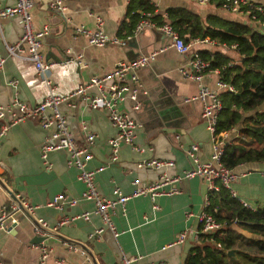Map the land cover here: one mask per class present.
<instances>
[{"label":"crops","instance_id":"obj_1","mask_svg":"<svg viewBox=\"0 0 264 264\" xmlns=\"http://www.w3.org/2000/svg\"><path fill=\"white\" fill-rule=\"evenodd\" d=\"M145 1L152 6L153 15L161 17L162 24L167 23L166 11L169 9L181 10L202 20L210 16L245 23L242 16L222 11L215 4L217 0L204 5L189 0ZM247 1L264 8V0ZM13 2L0 0V6ZM128 3L129 0H63L64 12L59 17L46 8V0H32L29 11L34 29L48 26L49 33L43 41L41 53L45 61L55 64L47 75L58 94H66L86 84L90 78L103 76L119 61L156 53L146 67L135 72V83L130 81V74H126V84L137 89L135 103L138 110H131L133 103L128 100L118 106L140 125L133 139V146L140 149L139 152L121 146L118 160L111 163L106 141L113 135V129L104 112L99 108L88 109L79 98L71 102L73 108L65 104L60 107L76 147L83 145L82 125L93 135L94 141L88 150L90 159L84 167L95 171L96 190L108 199L114 188L124 196L129 195L133 181H138L141 186L158 181L162 171L169 177H181L191 166L186 151L195 145L196 156L203 162L208 159L212 144L199 116V103L186 101L198 93V85L179 72L185 67L187 57L169 47L167 38L155 29L160 25L150 21V14L135 12L139 16L138 23L145 21L148 26L133 35L135 26L130 37L126 36L129 38L119 35L118 28L125 18ZM98 20L107 39H120L123 46L108 43L101 48L91 47L85 37L75 31L82 28L92 32ZM20 33L17 18L0 20V58L3 59L0 105L3 106L13 98L33 106L46 93L29 61L7 56L5 45L17 43ZM131 38L135 39L130 45L127 42ZM209 46L205 48H211L213 44ZM220 51L231 58L234 55L231 50ZM216 81L218 75L209 71L203 75L200 85L215 90ZM224 133L226 144L237 137L236 128ZM43 136L36 121L25 120L11 127L0 141V207L8 202L7 191L36 207L29 214L34 224L40 219L47 225L43 230L47 237L42 242L48 251L44 264H56V261L62 264H87V261L89 264H117L123 255L139 257L136 264H183L188 251L197 245L192 235L198 227L197 217L203 212L208 191L203 180L197 177L182 179L175 185L178 193L155 198L156 209H152L147 197L129 199L122 209L115 207L111 215L116 233L113 237L102 228L99 217L93 213V204L79 200L83 184L77 181L78 171L66 167L64 153H51L48 156L49 169L43 168L39 159ZM149 160L171 161L173 167L159 171L137 167L139 162ZM235 169L239 176L230 186L234 197L249 209L261 207L264 203V165L243 164ZM7 182H11L10 190L6 188ZM168 188L162 187V190ZM60 194L77 199L76 205L64 207L62 211L46 206ZM84 212L88 214L87 221L75 219ZM12 218L16 226L10 229V224L6 231L0 230L2 264H39V246L30 243L34 236L30 222L23 211L15 213ZM64 220L65 224L57 225ZM97 229H103L101 234L88 238ZM182 232L186 234L183 243L168 247ZM72 247L79 253L72 252Z\"/></svg>","mask_w":264,"mask_h":264},{"label":"built area","instance_id":"obj_2","mask_svg":"<svg viewBox=\"0 0 264 264\" xmlns=\"http://www.w3.org/2000/svg\"><path fill=\"white\" fill-rule=\"evenodd\" d=\"M189 1L199 5L213 2L212 0ZM220 3L221 8L225 10V12H233L237 15H241L244 20L249 23L255 21V17L251 14V10L253 12H261L260 5L250 3L247 0H220ZM31 6L32 0H14L10 5L0 6V20L17 18L21 28L17 43L12 46L5 45V51L8 57L23 58L31 63L38 79L44 85L46 93L41 101L33 106L22 103L16 98H13L4 106L0 105V141L14 125L25 120L36 121L44 134L42 143L39 147L41 165L45 170H48L50 166L48 163V156L55 152L64 153L66 167H74L78 171L76 176L77 181L83 184V191L79 200L93 204V213L99 217L102 228L108 230L113 237H116V233L111 222V215L115 207H120L122 209L129 199L147 197L151 203L152 209H156L154 204L155 198L159 195L171 196L178 193V189L175 185L179 184L182 179L200 178L206 183L208 191H216L215 182H218L229 191L232 197H234V193L231 191L229 185L236 181L239 173L236 169H227L221 164L220 158L223 153V146L226 143L224 140L226 138V133L215 134L217 117L221 110L219 93L222 91L234 93V89L230 85L221 83L219 79L215 82V90H209L200 85L203 75L210 70H208V63L203 61L198 55L199 53L196 47L205 44L206 39H192L188 42H183L168 23L155 28L167 38L170 48L177 54L187 57L185 67H181L179 72L184 78L192 80L198 85L197 96L186 101H197L200 105L199 116L204 122L205 130L209 133L212 141L211 152L208 159L203 162L199 161L196 156L197 147L193 145L186 151V156L191 166L187 171L182 173L181 177H169L162 171L158 181L145 186L139 185L138 181H133V189L129 195L124 196L118 189L114 188L111 191V198L108 199L101 196L96 190L94 180L95 171L86 170L84 167L85 162L90 159L88 150L94 141L93 135L88 133L86 128L82 125L83 145L81 147H76L73 143L66 117L61 113L60 107L65 104L73 108L71 102L79 98L81 99V104L88 109L96 110L99 108L104 112L109 125L113 129V135L106 141L111 163L118 160V153L121 146H127L139 152L140 149L133 146V139L140 125L123 111L119 110L118 106L128 100L133 103L131 110H138V106L135 103L137 89L130 88L126 84V74L129 73L130 81L135 83V72L146 67L148 63L154 59L156 53L142 54L132 61H119L111 71L103 76L90 78L86 84L66 94H58L55 92V87L47 75L55 64L45 61L41 53V47L45 37L49 33V29L46 25H43L39 29L33 28L31 16L29 14ZM46 8L61 17L64 12L63 0H46ZM100 26L101 22L98 20L96 28L92 32H88L82 28H78L75 31L79 35L85 37L88 45L91 47L101 48L108 43L123 46L124 43L116 39L108 40ZM145 26L147 27L148 23L140 21L136 25L133 35H136ZM261 29L264 30V22L261 24ZM2 64L3 59L0 58V68ZM79 65L82 66V63L79 62ZM211 72L218 75L216 70H212ZM137 167L151 171H159L162 169H170L173 167V164L171 161L160 162L157 160H149L139 162ZM167 186H169L167 190H162V187ZM6 188H11V182H7ZM15 199L19 202L20 207L10 199L0 207V230L2 231L9 229L10 227L8 228V226L10 224L16 223L12 217L15 213L20 212V208L27 214L33 213V210L36 208L19 200L17 197H15ZM77 201V199L60 194L54 196L46 206L56 211H62L64 207L76 205ZM241 205L248 208L243 203H241ZM207 206L208 201L206 199L204 207ZM75 219L87 221L88 214L86 212L81 213L76 216ZM197 222L202 233H211L219 228L212 218L203 212L198 215ZM65 223L66 220L61 221L57 225L61 226ZM46 227V223L38 219L32 226L33 235L37 237L44 236L45 233L43 230ZM103 229L93 230V232L88 235V238L98 237ZM196 234L195 231L192 235L194 239ZM185 238L186 234L182 232L167 246L173 247L179 245L183 243ZM38 246L40 251L39 264H44L48 256V251L42 243ZM70 250L79 253L78 249L75 247L70 248ZM138 260L139 257L123 255L120 257L117 264H136ZM0 264H2L1 258ZM56 264H62V262L56 261ZM87 264H89V261H87ZM147 264L164 263L148 262Z\"/></svg>","mask_w":264,"mask_h":264},{"label":"trees","instance_id":"obj_3","mask_svg":"<svg viewBox=\"0 0 264 264\" xmlns=\"http://www.w3.org/2000/svg\"><path fill=\"white\" fill-rule=\"evenodd\" d=\"M260 9L261 12L251 10L255 21H245L249 24L210 16L202 20L181 10L166 11V22L183 42H213L208 49L200 45L198 55L208 63V70H216L218 79L234 89V93L222 91L219 95L221 110L215 126L216 135L237 129V137L223 146L220 162L227 169L252 163L264 165L263 6ZM135 12L148 13L155 25L162 24L147 1L129 0L119 35L130 37L139 20ZM220 49L231 50L233 57ZM215 185L216 191H207L208 206L203 213L219 228L202 233L198 226L197 245L188 251L183 264H264V203L254 210L245 208L218 182ZM230 250L234 258L226 257Z\"/></svg>","mask_w":264,"mask_h":264},{"label":"water","instance_id":"obj_4","mask_svg":"<svg viewBox=\"0 0 264 264\" xmlns=\"http://www.w3.org/2000/svg\"><path fill=\"white\" fill-rule=\"evenodd\" d=\"M134 39H135V38H131L127 43L131 45V44L133 43V40H134ZM129 61H132V60H129ZM196 102H197V101H196ZM2 187H3V186H2ZM7 193L9 194V199H10L11 201L17 203L18 206L20 207V204H19V202L15 199L14 195H13L10 191H7ZM20 211H23V210L20 208ZM23 214H24L25 218L30 222L31 227H32V226L34 225V222H33L32 217H31L29 214L25 213L24 211H23ZM15 226H16V223H13V224L10 226V228H13V227H15ZM46 237H47L46 234H45L44 236H42V237L33 236L32 239H31V241H30V243L33 244V245H39L40 243H42V242H44V241L46 240ZM225 255H226L227 258H234V251H232V250L227 251V252L225 253Z\"/></svg>","mask_w":264,"mask_h":264},{"label":"rangeland","instance_id":"obj_5","mask_svg":"<svg viewBox=\"0 0 264 264\" xmlns=\"http://www.w3.org/2000/svg\"><path fill=\"white\" fill-rule=\"evenodd\" d=\"M215 4L218 5L219 8H220L222 11H225V10H223V9L221 8L220 0H217V2H216ZM226 12H227V11H226ZM230 13H233V12H230ZM233 14L236 15V13H233ZM237 16H240V17H241V15H237ZM245 23H247V22H245ZM247 24H249V23H247ZM199 40H200V39H199ZM211 44H213V42L210 41V40H208V39H206V43H205V44H201V46H202V45L209 46V45H211ZM221 83H223V82H221ZM223 84H224V83H223ZM226 85H227V84H226ZM60 111H61V109H60ZM232 184H233V183H231V184L229 185V187L232 186Z\"/></svg>","mask_w":264,"mask_h":264}]
</instances>
